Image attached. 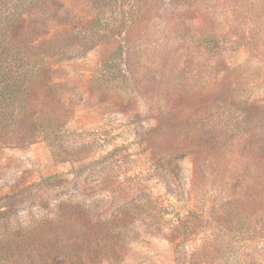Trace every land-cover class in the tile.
Returning a JSON list of instances; mask_svg holds the SVG:
<instances>
[{"label": "rangeland", "instance_id": "374dc122", "mask_svg": "<svg viewBox=\"0 0 264 264\" xmlns=\"http://www.w3.org/2000/svg\"><path fill=\"white\" fill-rule=\"evenodd\" d=\"M210 4L217 38L157 33L138 53L110 62V72L140 74L148 87L130 94L116 82L106 100L77 107L65 126L70 141L84 144L74 165L55 163L44 141L1 149L0 196L10 185H41L57 175L62 184L46 190L51 199L79 187L115 200L109 212L140 205L117 264H264V0ZM103 47L59 66L70 98L86 95ZM168 77L180 95L160 100L157 110L144 91ZM231 89L251 107L250 124L231 123L226 133L224 108L211 110L209 97ZM157 122L167 136L155 154L145 135ZM182 146L169 166L166 148Z\"/></svg>", "mask_w": 264, "mask_h": 264}, {"label": "trees", "instance_id": "16d2710c", "mask_svg": "<svg viewBox=\"0 0 264 264\" xmlns=\"http://www.w3.org/2000/svg\"><path fill=\"white\" fill-rule=\"evenodd\" d=\"M218 1L0 0V150L44 141L55 163L74 165L84 144L70 141L65 126L77 107L106 100L116 82H125L130 94L148 87L140 74L131 76L127 69L110 72V62L138 53L143 40L157 33L184 38L199 32L217 38L207 10ZM100 45L104 47L99 69L89 80L86 95L70 98L59 66ZM155 84L143 91L150 92L146 96L157 110L160 100L175 102L180 95L170 77ZM237 91H217L209 97L211 110L224 108L226 133L231 123L250 124L246 120L251 107L240 101ZM160 124L145 135L155 154L167 136ZM170 124L174 129L175 122ZM194 127L200 138V127L196 123ZM184 148H166L169 166L174 152ZM52 177L41 185H10L0 196V264H117L141 206L125 203L109 212L115 200L93 198L91 190L79 187L51 199L46 190L62 184L57 175ZM22 212L27 213L22 221H13Z\"/></svg>", "mask_w": 264, "mask_h": 264}]
</instances>
